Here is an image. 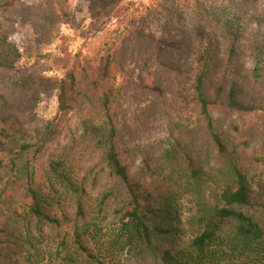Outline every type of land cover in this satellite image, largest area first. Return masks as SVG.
<instances>
[{
	"label": "trees",
	"instance_id": "1",
	"mask_svg": "<svg viewBox=\"0 0 264 264\" xmlns=\"http://www.w3.org/2000/svg\"><path fill=\"white\" fill-rule=\"evenodd\" d=\"M82 1L93 33L114 22L96 46L17 70V30L45 47L75 17L0 0V264H264V0ZM146 95L175 123L135 175L126 115Z\"/></svg>",
	"mask_w": 264,
	"mask_h": 264
},
{
	"label": "rangeland",
	"instance_id": "2",
	"mask_svg": "<svg viewBox=\"0 0 264 264\" xmlns=\"http://www.w3.org/2000/svg\"><path fill=\"white\" fill-rule=\"evenodd\" d=\"M71 6L72 12L74 14L75 23L71 27L62 26L60 28L61 37L54 43L48 46H38L35 41V36L29 27L17 30L15 42L19 49L25 52L24 60L17 66V70H22L23 68H30L35 62H37V53L47 54H58L60 51H66L70 55H75L80 51H87L96 46L99 39L102 37L104 31L112 25L114 22L109 23L106 28L98 33H93L90 31L89 19L86 15V6L82 0H68ZM135 4L148 5L151 0H130ZM44 62V60H41ZM244 65L247 69L252 68V63L249 60H244ZM17 72V71H15ZM14 74V73H13ZM59 75L60 73L57 72ZM48 75H53L48 74ZM168 89V88H167ZM169 90H167V93ZM140 102H134L130 104V112H127V119L132 121L129 123L131 134L130 137H125V144L130 149L131 159L134 161L133 174L138 173V167L140 165V159L145 155L147 151H152L156 157L160 158L163 154L164 143L167 141L171 132H173V125L175 123V116L172 114L165 115L162 111L151 112L147 109L149 101H154L153 98L146 95V100L139 97ZM40 112L43 117L51 118L54 116L57 104L56 98L53 95L49 96L40 105ZM141 109L142 111H140ZM136 110L135 116H132V112ZM234 120L238 121L236 117ZM73 121V119H72ZM83 146V145H81ZM80 146V147H81ZM80 151H78L79 153ZM106 178L102 174L97 183L96 190L100 187L106 185ZM8 199H11L12 203H19V195L14 194ZM5 201V204H8ZM0 211H4L0 209ZM1 220V219H0ZM37 232L46 233L47 228L43 225L37 226ZM121 264H161L160 261L155 260L152 256L146 255L143 258H132L128 254H124L120 257Z\"/></svg>",
	"mask_w": 264,
	"mask_h": 264
}]
</instances>
